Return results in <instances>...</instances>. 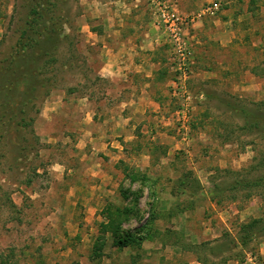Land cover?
Returning a JSON list of instances; mask_svg holds the SVG:
<instances>
[{"label":"rangeland","instance_id":"obj_1","mask_svg":"<svg viewBox=\"0 0 264 264\" xmlns=\"http://www.w3.org/2000/svg\"><path fill=\"white\" fill-rule=\"evenodd\" d=\"M56 1L74 37L43 66L27 0H0V264H264V184H245L264 177V0H168L221 3L190 28L186 114L148 0ZM151 32L160 109L130 113L144 81L106 76L107 46Z\"/></svg>","mask_w":264,"mask_h":264},{"label":"crops","instance_id":"obj_2","mask_svg":"<svg viewBox=\"0 0 264 264\" xmlns=\"http://www.w3.org/2000/svg\"><path fill=\"white\" fill-rule=\"evenodd\" d=\"M114 34H116V32H114ZM146 36L147 39L143 44L137 46L139 48L131 46L128 49L129 51H123L121 48L115 50V48L107 46V51L112 50L114 53H111L105 62V65L107 66L106 69L104 68V70H106V76H112L111 78L122 77V79L126 81H132L131 77L136 76L141 82L144 81V84L139 87L134 85V88H136L129 92V100L122 105L123 107H127L130 113L146 114L148 112H158L160 109L159 102L161 100L158 91H156V88L159 85L158 80H160L157 78L159 62L153 59L154 50L159 48L156 45L157 43H154L152 40V38L154 39V33H148ZM142 49L146 53L144 52V54H142ZM121 52H125L126 57L125 53L123 55ZM135 55H137V57ZM139 56L141 58H139ZM118 136H120V134L109 135L107 134V130H105V134H103L104 138L100 136L96 139L98 140V143L103 144V148H114L118 150L117 153H120L123 149V145L118 139ZM113 152L115 151L113 150ZM140 156L142 158H148V160L150 159V154L148 153L141 154ZM105 177L106 176H104V178Z\"/></svg>","mask_w":264,"mask_h":264},{"label":"built area","instance_id":"obj_3","mask_svg":"<svg viewBox=\"0 0 264 264\" xmlns=\"http://www.w3.org/2000/svg\"><path fill=\"white\" fill-rule=\"evenodd\" d=\"M148 5L156 25L164 31L171 61L178 71L176 79L173 80V93L174 95L182 94L185 97L179 113L186 114L187 100L190 98L186 87L192 54L188 40L190 28L204 17L215 16L221 8V3L219 1L205 3L193 13L178 11L168 0H148Z\"/></svg>","mask_w":264,"mask_h":264},{"label":"trees","instance_id":"obj_4","mask_svg":"<svg viewBox=\"0 0 264 264\" xmlns=\"http://www.w3.org/2000/svg\"><path fill=\"white\" fill-rule=\"evenodd\" d=\"M27 2L28 10L24 18V26L19 32L20 44L24 50H31V52L37 55L42 60L44 66L47 62L45 60L51 57L53 52L58 51L64 42H67L66 44L69 45L73 41L72 38L74 36L69 32L72 30V23L68 14H55L54 12L51 15H47L48 9L60 10V5L56 0L52 2L50 0H27ZM65 26H67V30L69 31L66 30ZM260 122H264V118L259 120V125L257 124L260 130H264V128L261 129L262 124ZM263 178L262 176H258L247 180L245 184L248 190L255 186H262L264 184ZM261 222L262 220H259L257 226H260L259 229L264 233V224ZM119 224L120 222L117 223V228ZM246 233L249 237H257L255 232L247 231Z\"/></svg>","mask_w":264,"mask_h":264}]
</instances>
